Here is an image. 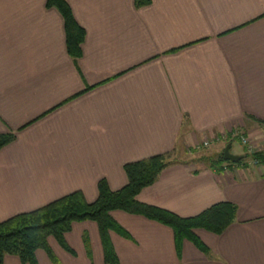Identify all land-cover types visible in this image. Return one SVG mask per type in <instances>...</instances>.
Wrapping results in <instances>:
<instances>
[{
  "label": "crops",
  "instance_id": "obj_1",
  "mask_svg": "<svg viewBox=\"0 0 264 264\" xmlns=\"http://www.w3.org/2000/svg\"><path fill=\"white\" fill-rule=\"evenodd\" d=\"M46 1L0 0V134L15 135L0 149V221L74 190L93 201L100 179L127 182L125 162L180 145L186 155L137 199L181 217L228 201L235 220L196 230L208 254L184 241L177 256L169 227L114 210L131 236L110 233L118 264H264V154L251 168L188 152L264 132V0H67L85 29L75 60ZM65 240L73 255L49 239L62 264H105L95 222L73 223Z\"/></svg>",
  "mask_w": 264,
  "mask_h": 264
},
{
  "label": "trees",
  "instance_id": "obj_2",
  "mask_svg": "<svg viewBox=\"0 0 264 264\" xmlns=\"http://www.w3.org/2000/svg\"><path fill=\"white\" fill-rule=\"evenodd\" d=\"M148 0H134L136 7L144 6ZM47 7H54L62 16L65 33V48L72 59L81 55V44L85 29L76 21L67 0H47ZM13 133L0 134V149L12 142ZM258 154V153H255ZM253 154V155H255ZM263 157V155H262ZM173 153L163 152L123 164L127 182L117 190H111L102 178L97 182V196L87 201L80 190L64 194L36 209L17 213L0 221V264L5 255H15L21 264H38L36 251L43 250L51 264H61L53 252L49 238H54L67 252L74 254L65 240L72 224L93 221L98 228L105 264H118L119 259L112 244L110 233L130 238V234L113 218L114 210L141 215L169 227L173 234L177 256L181 255L182 243L191 242L198 250L208 254V247L196 233L197 229L220 234L236 217L235 204L223 201L215 203L200 213L181 217L169 210L141 202L139 192L151 185L159 173L171 163ZM223 162L222 154L215 160ZM86 253L91 256L88 235L83 234Z\"/></svg>",
  "mask_w": 264,
  "mask_h": 264
},
{
  "label": "rangeland",
  "instance_id": "obj_3",
  "mask_svg": "<svg viewBox=\"0 0 264 264\" xmlns=\"http://www.w3.org/2000/svg\"><path fill=\"white\" fill-rule=\"evenodd\" d=\"M263 133H260V134L254 133L253 135L246 136V137L242 136L240 140H237V139L230 140V144H231L230 153L233 155H244V157L241 159L242 160L241 162L234 163V162H229L228 160H225V161H223V163H231L233 165H241V163H244V164L249 163L248 167L253 168V164L251 162L253 160L252 159L253 156L251 154H255V153H263L264 154V134ZM225 134L226 133L222 134L221 137L219 135L217 136V138H220V139H217V143L218 142L220 143L219 146H217V148H216L217 152L215 150V147H216L215 144H213L207 137L204 138V141L206 142V144H204V141H203V142L196 145L195 148H197V149H195L191 152L190 151H188V152L190 154H193L192 156L195 157V159H197V161H200V162L206 163V160L204 159L205 157H207V158L208 157L209 158H215V157L218 158V156H220L223 153L224 147L227 144V141H224L226 138ZM222 138H224V140ZM221 139L223 140L222 142H221ZM243 140L246 143H243ZM243 146L246 147V151L249 155L248 154L245 155V150L243 149ZM214 151L216 152L215 154L213 153ZM184 155H186V154H184V152L182 151V147L180 145H178L177 154H173V159H176V158L180 159V158L184 157ZM88 240H89V238H88ZM57 244H58V242H57ZM83 244H84V242H83ZM68 246L74 251V249L69 244H68ZM101 248H102V246H101ZM62 249L65 250L64 248H62Z\"/></svg>",
  "mask_w": 264,
  "mask_h": 264
},
{
  "label": "water",
  "instance_id": "obj_4",
  "mask_svg": "<svg viewBox=\"0 0 264 264\" xmlns=\"http://www.w3.org/2000/svg\"><path fill=\"white\" fill-rule=\"evenodd\" d=\"M223 159L224 160H230L232 162L238 161L240 159V156L233 155L230 153V144L227 143L223 150Z\"/></svg>",
  "mask_w": 264,
  "mask_h": 264
},
{
  "label": "built area",
  "instance_id": "obj_5",
  "mask_svg": "<svg viewBox=\"0 0 264 264\" xmlns=\"http://www.w3.org/2000/svg\"><path fill=\"white\" fill-rule=\"evenodd\" d=\"M243 143H246L244 140H243ZM204 144H206V142L204 141Z\"/></svg>",
  "mask_w": 264,
  "mask_h": 264
}]
</instances>
